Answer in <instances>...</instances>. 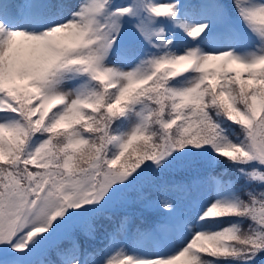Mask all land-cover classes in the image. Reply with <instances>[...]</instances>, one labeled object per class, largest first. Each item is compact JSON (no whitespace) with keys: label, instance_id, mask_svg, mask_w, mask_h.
I'll use <instances>...</instances> for the list:
<instances>
[{"label":"snow or ice","instance_id":"snow-or-ice-1","mask_svg":"<svg viewBox=\"0 0 264 264\" xmlns=\"http://www.w3.org/2000/svg\"><path fill=\"white\" fill-rule=\"evenodd\" d=\"M0 264H264V0H0Z\"/></svg>","mask_w":264,"mask_h":264},{"label":"trees","instance_id":"trees-1","mask_svg":"<svg viewBox=\"0 0 264 264\" xmlns=\"http://www.w3.org/2000/svg\"><path fill=\"white\" fill-rule=\"evenodd\" d=\"M130 211L133 213L132 216V227L135 228L137 225L142 227L147 226V221L151 220L155 216V212L151 209L142 207L141 205H134ZM135 213H141L142 215H136ZM100 224H107L106 221H100ZM103 231V229H101Z\"/></svg>","mask_w":264,"mask_h":264},{"label":"rangeland","instance_id":"rangeland-1","mask_svg":"<svg viewBox=\"0 0 264 264\" xmlns=\"http://www.w3.org/2000/svg\"><path fill=\"white\" fill-rule=\"evenodd\" d=\"M71 2H73V3H78L79 0H71Z\"/></svg>","mask_w":264,"mask_h":264}]
</instances>
